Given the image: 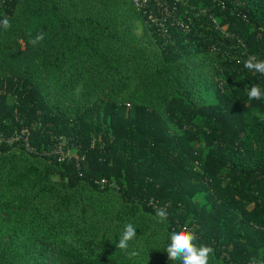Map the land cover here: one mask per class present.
I'll use <instances>...</instances> for the list:
<instances>
[{"label":"trees","instance_id":"1","mask_svg":"<svg viewBox=\"0 0 264 264\" xmlns=\"http://www.w3.org/2000/svg\"><path fill=\"white\" fill-rule=\"evenodd\" d=\"M89 2L0 0V264H180L165 250L184 228L209 264H264V95L246 91L264 75L244 68L264 60V0H167L166 36L134 9L153 58ZM24 129L31 152L5 142ZM62 144L79 160L57 162Z\"/></svg>","mask_w":264,"mask_h":264},{"label":"clouds","instance_id":"2","mask_svg":"<svg viewBox=\"0 0 264 264\" xmlns=\"http://www.w3.org/2000/svg\"><path fill=\"white\" fill-rule=\"evenodd\" d=\"M0 27H3L5 30L9 29L11 27L10 20L7 17L0 20ZM44 38L45 33L40 32L35 35L31 43L35 47ZM244 68L264 75V60H256L255 57L249 56L244 62ZM246 91L249 100H260L262 95H264L258 84L247 85ZM155 215L159 218V222H163L167 218L168 213L164 208H157ZM135 237H137L136 228L131 223L127 224L121 234L117 247L127 251L129 242ZM195 240V234L187 228L172 232L170 243L165 250L167 258L170 261H179L180 264H209V257L214 254L213 248L207 245L197 246L194 243ZM137 254L136 252L131 253L133 256Z\"/></svg>","mask_w":264,"mask_h":264},{"label":"rangeland","instance_id":"3","mask_svg":"<svg viewBox=\"0 0 264 264\" xmlns=\"http://www.w3.org/2000/svg\"><path fill=\"white\" fill-rule=\"evenodd\" d=\"M89 8L92 10V13H106L107 10L111 11L112 14L118 15L119 19L125 24L128 25L131 29V33L138 39L139 42L145 44V55L148 58H153L156 55L155 47L152 44L150 39V34L146 30L145 24L142 22L141 18L134 11V8L131 5L130 0H90ZM137 83L136 79L132 78V84L135 85ZM84 92V88L82 85L77 86L73 91V101L76 102L74 104L69 105V103L64 104L68 107H77V102L82 98ZM130 92V91H129ZM128 93V92H127ZM125 93H123L117 100L119 102H123L126 99ZM92 99V98H91ZM253 134L247 130L241 135V139L246 141L248 147L258 153H261V147L258 142V138L256 136H252ZM16 138V135H13V139ZM15 141V140H14ZM17 144H20L17 142ZM58 146L56 148L57 151L63 152V146ZM19 148L21 145H18ZM70 155H74V153L70 150L68 151ZM57 178H53V181H56ZM96 206L94 210L98 213V216L107 215L106 210L110 209L109 205L105 201L98 200L96 201ZM113 206V201L110 205ZM6 239H4L5 241Z\"/></svg>","mask_w":264,"mask_h":264},{"label":"built area","instance_id":"4","mask_svg":"<svg viewBox=\"0 0 264 264\" xmlns=\"http://www.w3.org/2000/svg\"><path fill=\"white\" fill-rule=\"evenodd\" d=\"M133 8L141 13L143 16L146 17L147 23L150 25H153L157 27L158 32L166 36L167 30H166V19L169 17H172V11L173 9L168 4L167 0H130ZM180 27H182L181 24L177 23ZM16 135V138L13 139L10 138L9 140H6L5 142L9 145L13 144L14 142H22L24 144V148L31 152V147L29 145L28 141V132L27 130H22L20 133H14ZM15 140V141H14ZM4 142V139L0 137V143ZM53 155L57 156V162H62L66 158H74L75 160H79V158L76 155H70L69 152L63 153L61 151H57L56 149L53 150ZM83 158H81V161ZM100 188H103L105 185V180L97 181L96 182Z\"/></svg>","mask_w":264,"mask_h":264}]
</instances>
